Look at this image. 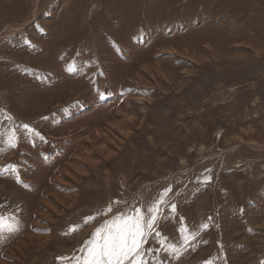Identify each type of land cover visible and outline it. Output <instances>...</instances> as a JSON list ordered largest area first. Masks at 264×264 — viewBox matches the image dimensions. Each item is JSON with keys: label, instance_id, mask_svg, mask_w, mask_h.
I'll return each instance as SVG.
<instances>
[{"label": "rangeland", "instance_id": "obj_1", "mask_svg": "<svg viewBox=\"0 0 264 264\" xmlns=\"http://www.w3.org/2000/svg\"><path fill=\"white\" fill-rule=\"evenodd\" d=\"M6 115L43 140L0 138V264H66L84 217L166 187L162 264H264V0H0Z\"/></svg>", "mask_w": 264, "mask_h": 264}, {"label": "snow or ice", "instance_id": "obj_2", "mask_svg": "<svg viewBox=\"0 0 264 264\" xmlns=\"http://www.w3.org/2000/svg\"><path fill=\"white\" fill-rule=\"evenodd\" d=\"M103 99L104 93L97 92ZM66 111V110H65ZM12 122V126L6 132H0V138L9 149L17 148L21 139L32 140L39 137L43 140L40 132L29 124L16 125L11 115L4 117ZM47 119V117H44ZM33 146H35L33 144ZM3 149H0L2 151ZM0 172H9L15 174L17 182L19 180V166L10 164ZM205 181L211 177H205ZM172 188L166 187L158 198L147 205H132L126 211H121L119 207L114 208L113 204L119 205L121 201H114L108 204L104 209L98 210L94 215L84 217L83 223L88 225L100 216H108L98 227L90 234V238L84 242V245L77 251L79 254L65 255L57 257L58 260L66 264H162L156 253L164 251L173 256H179L180 249L168 242V237L163 235L161 229L162 221L175 214L176 205L169 204L167 197ZM167 209V211H166ZM211 219V218H209ZM181 222L183 217L180 218ZM201 230L207 229V223L201 224ZM79 226L69 227L68 233H75ZM19 231V222L14 217L0 215V239L5 238L6 234H14ZM185 243L195 239L199 232L190 233L187 226L181 223L178 230ZM156 244L159 247L153 248ZM211 264V262H208Z\"/></svg>", "mask_w": 264, "mask_h": 264}, {"label": "bare ground", "instance_id": "obj_3", "mask_svg": "<svg viewBox=\"0 0 264 264\" xmlns=\"http://www.w3.org/2000/svg\"><path fill=\"white\" fill-rule=\"evenodd\" d=\"M118 95V94H117ZM115 96V95H114ZM98 134V133H97Z\"/></svg>", "mask_w": 264, "mask_h": 264}]
</instances>
